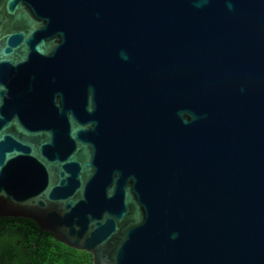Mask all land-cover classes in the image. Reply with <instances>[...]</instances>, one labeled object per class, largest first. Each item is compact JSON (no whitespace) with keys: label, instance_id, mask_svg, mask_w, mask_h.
Returning a JSON list of instances; mask_svg holds the SVG:
<instances>
[{"label":"water","instance_id":"95a60500","mask_svg":"<svg viewBox=\"0 0 264 264\" xmlns=\"http://www.w3.org/2000/svg\"><path fill=\"white\" fill-rule=\"evenodd\" d=\"M0 217L93 264H264V0H0Z\"/></svg>","mask_w":264,"mask_h":264},{"label":"trees","instance_id":"16d2710c","mask_svg":"<svg viewBox=\"0 0 264 264\" xmlns=\"http://www.w3.org/2000/svg\"><path fill=\"white\" fill-rule=\"evenodd\" d=\"M0 264H93L92 255L57 241L24 217H0Z\"/></svg>","mask_w":264,"mask_h":264}]
</instances>
